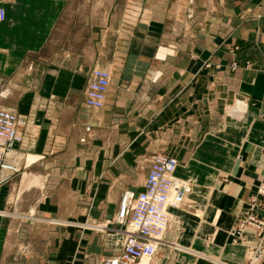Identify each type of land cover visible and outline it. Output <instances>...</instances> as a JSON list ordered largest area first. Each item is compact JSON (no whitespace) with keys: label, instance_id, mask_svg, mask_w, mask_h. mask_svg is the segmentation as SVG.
<instances>
[{"label":"crops","instance_id":"obj_1","mask_svg":"<svg viewBox=\"0 0 264 264\" xmlns=\"http://www.w3.org/2000/svg\"><path fill=\"white\" fill-rule=\"evenodd\" d=\"M188 1H181L175 21L187 35L178 32L139 53L119 39L110 63L102 65L112 75L106 103L94 109L84 101L92 67L53 38L66 2L0 0L6 10L0 76L16 78L30 63L33 75L45 76L48 66V86L33 101L32 128L16 145L22 169L16 182L0 187V264H100L118 254L122 247L115 250L110 234L99 246L98 231L51 220H88L92 188L95 195L110 187L141 190L151 156L161 150L178 159V176L188 178L192 189L173 216L156 264H201L171 249L178 243L245 264L247 257L232 249L229 237L237 218L246 215L245 199L264 182V0H215L204 8L207 18L218 19L216 42L202 37L201 7ZM164 18L155 26H163ZM238 101L245 109L232 113ZM73 112L74 121L68 118ZM87 125L95 126L96 138L84 145ZM29 153L40 158L28 164ZM107 202L100 200L107 207L111 196ZM254 241L255 233L242 251Z\"/></svg>","mask_w":264,"mask_h":264},{"label":"rangeland","instance_id":"obj_2","mask_svg":"<svg viewBox=\"0 0 264 264\" xmlns=\"http://www.w3.org/2000/svg\"><path fill=\"white\" fill-rule=\"evenodd\" d=\"M64 1L66 2V7L62 12L60 20L58 22L59 26L55 31L53 38H56L57 42L60 43V45L62 44V49L71 51L74 55L73 56L74 59L78 60L79 58L81 61H83L84 67L87 68L92 67V70L98 67L104 68L102 65H105V67H107L106 64L110 63L107 62V60H109L112 57V53L119 39H121L127 45H132L131 51L133 53L151 52L153 50L151 44L156 43V41H159V43H162L163 41L167 43L170 38H175L178 32L185 35H187L188 33V29L184 30L182 27L175 26V21L177 20V16H178L177 15L178 8L182 0H64ZM188 3L190 7L193 5H195L196 7H201L200 8L201 10L198 11L196 14L197 17L200 16L202 19L201 29L205 28L204 29L205 34L202 33V37L211 36L213 41L216 42V37H220L221 31L218 29L214 30L213 24H215L216 21H218V19L216 16H215L216 19L207 18L206 17L207 15L204 10V8H206L208 5L214 4L215 0H189ZM0 7L2 6L0 5ZM189 13H190L189 17L192 18L194 13L193 12L192 13L189 12ZM162 18H164L165 24L163 26H161L160 24L158 26H155V23H160ZM161 36H164V38ZM203 41L204 38H202V43ZM206 43L207 42H205L204 44L206 45ZM98 58H100L104 62L101 63V66H98L97 65L98 63L95 62L96 59ZM45 71H46L45 76L42 74L41 75L39 74L37 76H35V74L33 75L34 68L30 63L29 65L24 67V72H22V74L16 78L0 76V111L4 109H9L17 114V117L19 118L18 130L20 127L22 136L28 130V127L29 126L31 127V122L33 119L32 115L35 113V111L32 109L33 101L39 97V93L37 92L41 90L40 87L42 88L43 86L44 87L48 86V74H47L48 66L46 67ZM41 95L47 97V94L42 93ZM84 101L86 103V93H85ZM42 111L44 112L43 115L46 116L48 114V109L41 110V112ZM76 111H78V109ZM68 118L69 120L72 119V121H74L75 118H77L76 112L75 113L73 112V114L71 115L68 113ZM86 127L88 130L87 135L85 137H82L81 141L83 144L84 143L89 144L91 142L94 143L96 135L95 132L93 131L94 130L93 128H95V126L87 125ZM86 146L88 147V145ZM79 148H84V147L79 146ZM159 152H168V151L165 150L155 151L151 156V162H150L151 165L154 157ZM19 166H20V170L16 172L8 182L17 181L18 178L16 175L22 169L20 160H19ZM150 169L151 167H149V171ZM215 174L216 172H214L213 170L211 175L213 176ZM197 176L198 179H200L201 176L200 175ZM184 179H188V178H184ZM5 184L4 182L1 183L0 187L4 186ZM255 187H256L255 189H257L258 185H256ZM122 192L123 190L118 191L110 187V189H107L105 191L104 190L99 191L100 193V194L98 193L99 195H95L94 193H97V190H95V188H92L91 194H89L88 206L85 211V213L88 215V220L79 221L72 219L73 221L80 223V226L78 227L81 228L83 227L81 226L83 223L92 224V225H104L107 223V226L109 227H106L105 229L106 230L110 229L112 231H104V232L98 231V233L102 235L101 238H99L100 241L99 246H101V242H103L102 240H105V237L107 238V236H109L110 234V239H113V241L116 243L113 244V246H115L114 248L116 251L121 249L123 241L126 236L123 233L125 227L121 225H117V223H115V218L117 217L118 214L117 212H118L120 199L122 197L121 195ZM109 196H111L112 198V204L111 205L109 204L110 207L109 205L106 207V205L104 206L100 204L101 199L105 200V203L107 204L108 203L107 200H109ZM251 196L245 199L246 204L247 205L249 204L247 206L248 208L250 206V203L248 202ZM186 197H188V195H186ZM74 208L76 207H74V203L72 202L71 210H73ZM242 219L243 218H237V220L234 223V227L237 229V231H239V227H241L240 221ZM244 228L246 229V227ZM83 229H87V228L83 227ZM245 229L243 231L244 237H242L241 239H237L235 236L236 238L235 242L244 243L245 241H247ZM87 231H90L91 233L96 232V230H92V229L91 230L88 229ZM231 235L229 238H231ZM208 240H210V237H208ZM255 241H256V236H255ZM255 241L252 244H249L248 246L249 249L252 245L255 244ZM175 247L178 246L173 245L171 249L176 251ZM183 248H185V246H183ZM188 249L200 252L203 255V256L188 255L191 258L197 257L198 261H200L201 264L202 263L213 264L214 261L220 260V259H215L212 256H210V254L203 253L202 251H199L197 249H191V248ZM249 252L250 250L248 251V253ZM113 253H114L113 251L103 252L102 257L111 255ZM246 262H247V258L245 259V263Z\"/></svg>","mask_w":264,"mask_h":264},{"label":"built area","instance_id":"obj_3","mask_svg":"<svg viewBox=\"0 0 264 264\" xmlns=\"http://www.w3.org/2000/svg\"><path fill=\"white\" fill-rule=\"evenodd\" d=\"M6 18V10L0 7V21ZM111 72L105 68H95L90 73L86 88V105L103 108L111 83ZM19 118L9 109L0 111V184L8 182L20 170L19 160L9 155L16 145L23 141L18 130ZM178 159L173 155L158 153L139 191L126 189L119 203L115 223L124 226L127 232L121 251L106 257L100 264H139L144 255L155 256L161 240L170 227V204L184 203L190 190L187 183L175 178ZM250 206L240 221L236 238L244 237V227H252L256 241L250 247L245 264H261L264 260V182L249 200ZM237 231V232H236ZM235 238V241H236Z\"/></svg>","mask_w":264,"mask_h":264},{"label":"bare ground","instance_id":"obj_4","mask_svg":"<svg viewBox=\"0 0 264 264\" xmlns=\"http://www.w3.org/2000/svg\"><path fill=\"white\" fill-rule=\"evenodd\" d=\"M245 103L243 102V101H238L237 102V105H236V107L234 108V109H231L230 111L232 112H234V113H239L240 111H242V110H244L245 109ZM232 112V113H233ZM9 155L10 156H14V157H16V158H18V160H20V159H22L23 158V154H21L17 149H14L13 151H10V153H9ZM24 157H27V163L28 164H33L36 160H38L39 158H40V156L39 155H36V154H33V153H29V154H27L26 156H24ZM178 169H179V164L177 165V167H176V169H175V172H174V176H175V178L176 179H178L179 181H182V182H184V183H187L189 186H190V190L186 193V195H188L189 193H190V191H191V189H192V184L189 182V181H187L186 179H184V178H182V177H180V176H178ZM261 184V183H260ZM260 184L258 185V187H257V189L259 188V186H260ZM256 189V190H257ZM181 205V202L180 203H174V204H170L169 205V207H168V212H169V214H170V217H171V221H170V226H171V223H172V221H173V217L172 216H175V214H176V212H177V210H178V208H179V206ZM248 211V210H247ZM247 211H246V213H247ZM35 212V211H34ZM244 216H242L241 218H243ZM116 219V218H115ZM53 223H57V224H65V225H71V226H80V223H75V222H69V221H61V220H58V219H53V220H51ZM81 226H83V227H86L87 229H92V230H96V231H106V227H109V226H107V223L106 224H104V225H92V224H82ZM170 228V227H169ZM168 231V230H167ZM123 233L126 235L127 234V232H126V230H123ZM167 233V232H166ZM166 233H165V235H164V238L162 239V238H158V239H160L161 240V245L162 244H164L165 243V237H166ZM245 233H246V238H247V241H248V239L251 237V235L254 233V229L252 228V227H250V226H248V227H246V229H245ZM235 236H236V233L234 232V234H233V236L230 238L231 240H230V244H231V247H232V249H234V251L235 252H238V253H242L243 255H245V258L247 257V259H248V257L249 256H247L246 255V252L248 253V246H245L244 248H245V253L242 251V244L243 243H239V242H235ZM233 241V242H232ZM247 241H245L244 243H246L247 244ZM170 243V242H169ZM172 244H175V243H172ZM176 246H178V247H175L176 249H178V250H180V251H182V252H184V253H188L189 255H201V256H203L200 252H197V251H194V250H190V249H188V248H183V246L182 245H180V244H175ZM240 246V247H239ZM160 247V246H159ZM182 247V248H181ZM158 251H159V249H158ZM157 255V254H156ZM155 255V256H156ZM155 256H147V255H144L143 257H142V259L140 260V262H139V264H155V261H156V259H155ZM207 258V257H206ZM208 260V259H207ZM264 261V260H263ZM262 261V262H263ZM261 262V263H262ZM213 264H230V263H228L227 261H224V260H216V261H214L213 262Z\"/></svg>","mask_w":264,"mask_h":264}]
</instances>
